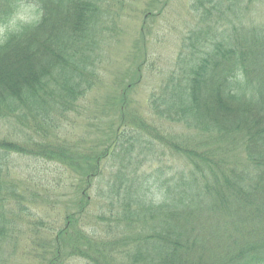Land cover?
<instances>
[{
  "label": "trees",
  "instance_id": "trees-1",
  "mask_svg": "<svg viewBox=\"0 0 264 264\" xmlns=\"http://www.w3.org/2000/svg\"><path fill=\"white\" fill-rule=\"evenodd\" d=\"M117 3L0 0V264L29 206L67 191L48 264H264V10L192 0L147 115L129 98L142 64L117 82L105 131L72 142L81 118L103 126L87 105ZM25 8L35 17L12 24Z\"/></svg>",
  "mask_w": 264,
  "mask_h": 264
},
{
  "label": "rangeland",
  "instance_id": "rangeland-1",
  "mask_svg": "<svg viewBox=\"0 0 264 264\" xmlns=\"http://www.w3.org/2000/svg\"><path fill=\"white\" fill-rule=\"evenodd\" d=\"M256 1L259 10H264V0ZM191 2L192 0H120V3L113 6L118 17V31L106 38L103 45L104 58L99 66L101 84L97 91L91 94L90 103L87 105L89 117L95 112L102 115L103 126L92 120L89 123L93 127L89 129L81 118L75 129L71 130L72 127H69L68 139L72 142L80 139L90 143L97 139L98 131H105L106 120L113 112L104 113L103 110H106L107 103L109 104L111 98L115 96L117 82L126 81L130 77L134 79L136 67L142 64L145 66H141V81L131 91L129 98L140 114L147 115L148 95L158 86L163 73L170 69L173 58L178 52L180 39L189 28L187 26L193 22ZM34 17L33 9L25 8L20 11L12 24L28 21ZM259 18L264 21V14ZM6 28L0 25V38ZM94 127L101 128L96 130ZM0 131L4 132V129L0 128ZM38 164L44 167L43 163ZM50 167L53 169V166ZM55 174H46L50 180L48 187ZM32 175L34 176V173ZM69 192H66L68 196L65 198H55L51 203L48 201L39 206H29L36 218L31 222H25L24 225L21 223L22 228L15 234L11 244L3 248L4 257L1 264H48L50 255L48 252L44 253L46 242L56 228L62 225L63 209L69 206H63L60 202L66 204ZM57 193H61V187L57 188ZM40 221H43L45 226L39 225ZM48 225L53 226L51 231L48 230ZM65 264H84V262L68 258Z\"/></svg>",
  "mask_w": 264,
  "mask_h": 264
}]
</instances>
